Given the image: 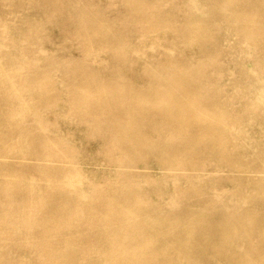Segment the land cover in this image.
<instances>
[{
  "label": "rangeland",
  "instance_id": "rangeland-1",
  "mask_svg": "<svg viewBox=\"0 0 264 264\" xmlns=\"http://www.w3.org/2000/svg\"><path fill=\"white\" fill-rule=\"evenodd\" d=\"M0 264H264V0H0Z\"/></svg>",
  "mask_w": 264,
  "mask_h": 264
},
{
  "label": "bare ground",
  "instance_id": "bare-ground-1",
  "mask_svg": "<svg viewBox=\"0 0 264 264\" xmlns=\"http://www.w3.org/2000/svg\"><path fill=\"white\" fill-rule=\"evenodd\" d=\"M191 4V3H190ZM203 8V7H202ZM197 26V25H196ZM142 53H143V51H141ZM137 54V53H136ZM141 54V53H140ZM130 55V54H129ZM142 55H144V54H142ZM132 56H134V55H132ZM136 56V55H135ZM127 60V59H126ZM41 62V61H40ZM126 62H128V60L126 61ZM129 66V65H128ZM60 74V73H59ZM58 76V75H57ZM13 78V77H12ZM8 81H10V80H8ZM11 82V81H10ZM9 82V83H10ZM11 85H13L12 84V82H11ZM16 85V84H15ZM17 87V86H16ZM16 89V88H15ZM13 91H14V89H13ZM20 90H18V92H19ZM18 92L17 93H15V94H18ZM21 93V92H20ZM19 95V94H18ZM16 98H20V99H22L23 98V96H16ZM26 136V135H25ZM88 177V176H87ZM89 180V179H88ZM22 182H26V179H23V180H21ZM90 182H92V181H90Z\"/></svg>",
  "mask_w": 264,
  "mask_h": 264
}]
</instances>
